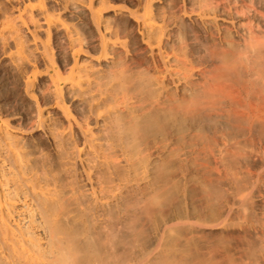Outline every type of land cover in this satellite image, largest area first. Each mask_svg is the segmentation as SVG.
Masks as SVG:
<instances>
[{
    "label": "bare ground",
    "instance_id": "1",
    "mask_svg": "<svg viewBox=\"0 0 264 264\" xmlns=\"http://www.w3.org/2000/svg\"><path fill=\"white\" fill-rule=\"evenodd\" d=\"M163 2L0 0V264H233L199 216L164 213L187 179L163 126L186 112L169 85L198 75L195 34L228 22L194 0L159 20ZM228 185L224 207L248 199L263 221L264 181L250 196Z\"/></svg>",
    "mask_w": 264,
    "mask_h": 264
},
{
    "label": "rangeland",
    "instance_id": "2",
    "mask_svg": "<svg viewBox=\"0 0 264 264\" xmlns=\"http://www.w3.org/2000/svg\"><path fill=\"white\" fill-rule=\"evenodd\" d=\"M194 2L210 3L213 13L228 24L195 34V46L189 51L198 75L181 89L169 85L172 100L182 101L186 112L163 126L175 136L176 149L182 147L185 153L182 166L187 179L170 190L164 213L199 216L193 221L208 229L200 236L226 252L233 264H264L257 260L264 234L256 236L241 229L246 223L264 225V220L248 199L234 211L224 207L233 191L229 180L236 191L249 187V196L264 181V8L257 0ZM188 9L177 0H165L155 13L163 20L179 18ZM185 27L179 31L181 39ZM178 167L173 159L169 177ZM186 231L187 226L177 225L172 235L178 238ZM150 233L145 234L147 242Z\"/></svg>",
    "mask_w": 264,
    "mask_h": 264
}]
</instances>
